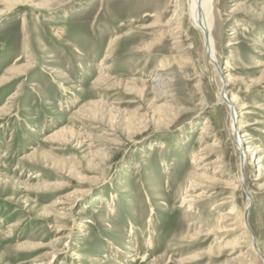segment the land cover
Listing matches in <instances>:
<instances>
[{"label":"rangeland","instance_id":"obj_1","mask_svg":"<svg viewBox=\"0 0 264 264\" xmlns=\"http://www.w3.org/2000/svg\"><path fill=\"white\" fill-rule=\"evenodd\" d=\"M189 9L0 0V264H263L264 0Z\"/></svg>","mask_w":264,"mask_h":264},{"label":"bare ground","instance_id":"obj_2","mask_svg":"<svg viewBox=\"0 0 264 264\" xmlns=\"http://www.w3.org/2000/svg\"><path fill=\"white\" fill-rule=\"evenodd\" d=\"M188 1H189V6H190L189 13H190V18H191L189 19L192 21V24L195 27V29L199 31V33L202 35L203 43L205 45L206 53L209 59L211 61H214L215 59V37H214V30H213L214 25H213V16H212V0H188ZM156 81H159V80H156ZM223 83H225V81ZM219 100L221 104H224L223 102H226V106L229 108L230 116H231V124L232 126H234L232 128V134L234 136V144L237 150L239 151V155L241 159V168H244L247 164L249 156H252L250 147H247L245 149V145L243 144V138H245V136L241 134V132L245 128H247V126L242 125L239 128H235V123L237 122V119L239 117V113L237 112V109H236V104L238 103L237 100H233L229 102L228 92H223ZM200 160L201 158L198 161L200 162ZM243 179H244V174L240 176L241 184H242ZM245 191L246 193H250V192H247L246 189ZM250 206H251V200L249 199L247 195V202L245 205L244 212ZM233 212H230L229 214L231 215L233 214ZM244 216H245V213H244ZM153 219H154L153 216H150L148 223L153 222Z\"/></svg>","mask_w":264,"mask_h":264},{"label":"water","instance_id":"obj_3","mask_svg":"<svg viewBox=\"0 0 264 264\" xmlns=\"http://www.w3.org/2000/svg\"><path fill=\"white\" fill-rule=\"evenodd\" d=\"M243 185H244V182H243ZM244 189H246L245 185H244ZM249 199L251 200V206H252V203H253V197L250 193H247ZM251 206L249 208H247V210L245 211V216H244V221H245V226L247 228V230L249 231L251 237H252V240H253V248L255 250V252L261 257V259L263 260V264H264V255L263 253L260 251V249L258 248V242H257V238L249 224V212H250V209H251Z\"/></svg>","mask_w":264,"mask_h":264}]
</instances>
